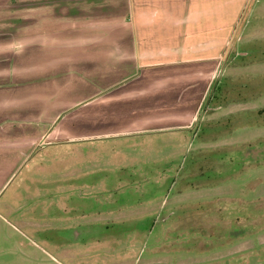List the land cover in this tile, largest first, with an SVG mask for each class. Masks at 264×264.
<instances>
[{
	"label": "rangeland",
	"instance_id": "obj_1",
	"mask_svg": "<svg viewBox=\"0 0 264 264\" xmlns=\"http://www.w3.org/2000/svg\"><path fill=\"white\" fill-rule=\"evenodd\" d=\"M235 16L223 108L161 78L86 91L66 75L50 92L34 76L51 123L32 140L0 128V264H264V0H229Z\"/></svg>",
	"mask_w": 264,
	"mask_h": 264
},
{
	"label": "crops",
	"instance_id": "obj_2",
	"mask_svg": "<svg viewBox=\"0 0 264 264\" xmlns=\"http://www.w3.org/2000/svg\"><path fill=\"white\" fill-rule=\"evenodd\" d=\"M228 8L229 0H0V128L10 125L2 141L17 139L15 133L32 140L36 123L40 133L51 123V103L35 98L38 73L47 76L43 88L50 92L68 86L66 75L86 91L161 78V90L174 95L206 91L202 107L217 86L236 23L235 16L229 24ZM35 60L43 62L35 66ZM28 88L31 98L9 100ZM163 97L153 98L167 103ZM36 148L32 141L9 152L23 158Z\"/></svg>",
	"mask_w": 264,
	"mask_h": 264
},
{
	"label": "trees",
	"instance_id": "obj_3",
	"mask_svg": "<svg viewBox=\"0 0 264 264\" xmlns=\"http://www.w3.org/2000/svg\"><path fill=\"white\" fill-rule=\"evenodd\" d=\"M220 82L217 83V86H216V89L213 91L212 95L210 96L209 98V101H208V107H211V109H215V108H218V107H222V105L225 103V104H228V102L230 101H225L227 99V97L224 96V93L225 91H227V83L224 84V87L222 86H219ZM226 87V88H225ZM225 88V89H224ZM218 89V90H217ZM217 90V91H216ZM225 97V98H224ZM225 101V102H224ZM241 158H247V156L249 155L248 153H244V152H241ZM237 157L239 155H236ZM235 155H233L231 158L229 157L228 160L230 163L232 162H236V157ZM236 158V159H234ZM233 232H238V231H233Z\"/></svg>",
	"mask_w": 264,
	"mask_h": 264
}]
</instances>
